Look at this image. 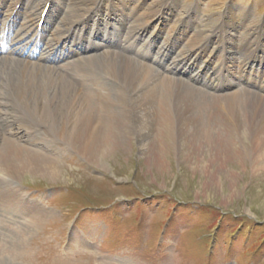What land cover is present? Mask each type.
<instances>
[{
  "label": "bare ground",
  "instance_id": "1",
  "mask_svg": "<svg viewBox=\"0 0 264 264\" xmlns=\"http://www.w3.org/2000/svg\"><path fill=\"white\" fill-rule=\"evenodd\" d=\"M20 1L0 0V7L5 8L1 31L7 29L5 39L14 50L7 61L0 62V81L4 79V83L0 82V198L8 200L10 206L21 213H30L28 208L43 210L39 202L24 198L16 184L20 175L29 171L55 177L59 164L55 152L59 153L61 146L67 145L86 160L99 164L117 147L127 146L135 134L140 142L150 140L142 153L148 154V160L149 156L155 159L165 137L175 150L186 147L188 160L203 157V152L211 153L215 148L221 153L216 172L221 164L230 161L232 153L245 156L253 171L264 169V69L259 72L261 66L264 68L259 56L263 49L245 48L248 34L240 29L247 14L243 15L240 7L230 5L224 26L217 32L218 48L211 47V39L203 38L201 30L189 35L193 25L188 29L186 19L198 14L191 12L184 19L175 17L174 25L165 32L159 56L148 63V50L136 53L132 51L133 44L152 18L162 13L164 19L171 17L167 13L170 5L172 11L176 8L175 1L160 0L154 5L150 4L152 0H57L61 8L56 15L59 20L48 31L47 40L38 31L37 22L51 0H26L16 21H12L14 25L8 28L9 18ZM101 9L119 19V38L111 47H90L93 57L87 59L78 58L86 52L69 48L64 52L63 43ZM15 26L18 30H14ZM231 31L240 32L241 37L229 35ZM258 37L257 41L262 39L260 34ZM38 41L45 42L47 53L36 57L41 62L32 63L22 54L32 51ZM226 43L228 52L223 46ZM150 46L147 43L143 49ZM230 46H234L236 54L241 46L243 54L248 53L246 59L241 60V54L235 60ZM174 48L177 51L172 67L164 68L167 51ZM52 56H59L58 60L65 56L77 59L58 67ZM204 57L207 61L200 74L186 79L177 76L178 68L185 62L199 66ZM245 73L251 78L245 79ZM234 87L241 91L238 88L236 92ZM210 90L215 94H209ZM139 129L147 133L140 134ZM230 136L248 143L244 152L233 149L235 143ZM199 147V154H190V150Z\"/></svg>",
  "mask_w": 264,
  "mask_h": 264
},
{
  "label": "rangeland",
  "instance_id": "2",
  "mask_svg": "<svg viewBox=\"0 0 264 264\" xmlns=\"http://www.w3.org/2000/svg\"><path fill=\"white\" fill-rule=\"evenodd\" d=\"M172 1L177 5L173 11L170 5L167 14L172 18L164 19L167 25H174L175 17H183L189 8L198 15L186 19L188 29L193 25L190 32L201 30L213 48L220 46L217 32L230 5L240 7L247 14L240 29L248 34L245 48H262L264 63V0ZM168 26L162 25L159 36ZM259 34L262 39L257 41ZM237 36L241 37L240 32ZM142 43L140 37L138 47ZM228 45H223L226 52ZM230 49L235 52L234 46ZM241 54V60L246 59L248 53L243 54L240 46L234 59ZM184 66L194 75L200 73L197 65L185 62ZM209 94L215 93L210 90ZM235 137L229 139L241 153L248 143ZM149 142L138 141L135 134L127 146L117 147L99 164L65 145L55 152L59 163L55 177L30 171L21 174L16 184L19 191L31 202H39L43 210L28 208L31 214L21 213L0 198V264H10L6 260L19 264H264V169L253 171L245 156L232 153L234 157L216 172L221 153L215 148L189 161L186 147L175 150L165 137L160 151L155 148L157 156H149V161L148 154H142Z\"/></svg>",
  "mask_w": 264,
  "mask_h": 264
}]
</instances>
